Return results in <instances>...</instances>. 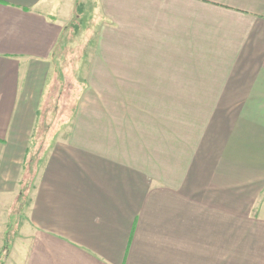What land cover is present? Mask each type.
<instances>
[{"label":"crops","instance_id":"obj_1","mask_svg":"<svg viewBox=\"0 0 264 264\" xmlns=\"http://www.w3.org/2000/svg\"><path fill=\"white\" fill-rule=\"evenodd\" d=\"M83 1L0 0L2 264H264V0Z\"/></svg>","mask_w":264,"mask_h":264},{"label":"rangeland","instance_id":"obj_2","mask_svg":"<svg viewBox=\"0 0 264 264\" xmlns=\"http://www.w3.org/2000/svg\"><path fill=\"white\" fill-rule=\"evenodd\" d=\"M78 4L70 25L64 29L62 44L57 51V53L63 52L62 55L69 56L71 59L73 58L72 60L77 59L81 51L83 52L85 50L84 48L90 40L98 17V12L95 10L96 7L94 4H86L83 0H80ZM70 58L67 59L70 60ZM70 72H73L72 68ZM23 198V202H17V209H20L21 212L23 210L21 208L26 204L28 195L25 194Z\"/></svg>","mask_w":264,"mask_h":264},{"label":"trees","instance_id":"obj_3","mask_svg":"<svg viewBox=\"0 0 264 264\" xmlns=\"http://www.w3.org/2000/svg\"><path fill=\"white\" fill-rule=\"evenodd\" d=\"M8 248H9V243L6 241L4 246H3V248L0 250V264L3 263V261H4L5 257H6V252L8 251Z\"/></svg>","mask_w":264,"mask_h":264}]
</instances>
